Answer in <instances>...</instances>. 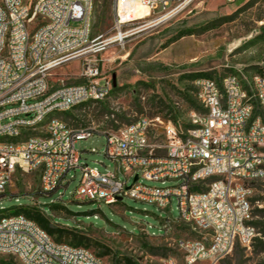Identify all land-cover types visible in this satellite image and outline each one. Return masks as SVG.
Instances as JSON below:
<instances>
[{"label":"built area","instance_id":"2783aa9c","mask_svg":"<svg viewBox=\"0 0 264 264\" xmlns=\"http://www.w3.org/2000/svg\"><path fill=\"white\" fill-rule=\"evenodd\" d=\"M186 1L111 0L110 30L93 35L94 0H0V195L18 172H38L48 196L65 190L67 175L79 170L76 202L112 205L127 197L166 210L174 198L178 219L197 234L177 242L183 264H217L235 245L250 248L258 235L251 224L253 183L264 179L263 75L193 80L202 111L190 114L193 127L185 132L167 122L161 145L149 143L158 118L96 130L69 127L57 115L104 100L112 80L101 74L102 54L122 45L139 20L172 15ZM137 7L149 14L132 17ZM71 63L78 83L52 80ZM95 133L105 137L112 172L89 167L75 147ZM0 254L21 264H103L89 249L56 243L34 221L8 212L0 213ZM159 264L178 263L164 257Z\"/></svg>","mask_w":264,"mask_h":264},{"label":"rangeland","instance_id":"374dc122","mask_svg":"<svg viewBox=\"0 0 264 264\" xmlns=\"http://www.w3.org/2000/svg\"><path fill=\"white\" fill-rule=\"evenodd\" d=\"M160 12L159 7L155 13ZM145 16L147 14H142L140 18ZM153 19L154 16H148L130 26L131 34L124 43L102 54L100 71L111 78V92L102 101L69 110L72 117L64 121L69 127L117 130L140 116L158 118L162 123L154 121L149 143L161 145L165 143L164 126L169 119L175 118L177 126L170 122L183 130L194 112L183 98L184 94L195 98L193 83L186 76L212 72L215 78L235 74L243 80L254 73H264V0H191L172 15ZM91 24L93 35L110 30L111 0H94ZM207 25L213 28L199 31ZM184 30L195 33L168 43ZM77 74V64L71 63L57 69L52 80L73 84L80 81ZM75 147L82 151L81 160L89 167L101 172L113 171L112 162L104 156L105 137L102 134L95 133L79 140ZM154 151L162 152L155 147ZM80 176L79 170L71 171L65 190L59 188L45 196L40 194L38 172H18L0 195V207L4 208L0 213H11L18 206L47 207L63 193L62 199L53 203L58 207H52L47 213L57 218L55 225L76 229L88 238V249L92 253L105 252L101 257L103 264H113L124 258L136 264H159L164 257H172L183 264L177 242L195 238L197 234L190 225L178 219L174 198L166 210L127 197L112 205L76 202L72 200V193ZM118 176L122 178L121 174ZM251 199H254L252 210L264 209V179L253 183ZM96 209L99 211L88 216L73 213ZM168 216L170 224L164 227ZM235 247L217 264H264V252L255 253L251 246ZM9 258V255L0 254L2 260ZM13 262L21 264L15 258Z\"/></svg>","mask_w":264,"mask_h":264},{"label":"trees","instance_id":"16d2710c","mask_svg":"<svg viewBox=\"0 0 264 264\" xmlns=\"http://www.w3.org/2000/svg\"><path fill=\"white\" fill-rule=\"evenodd\" d=\"M211 28H213L212 25H207V26H204L199 31L203 32V31L209 30ZM91 31H92V24H91ZM194 33L195 32L192 30H184V31L180 32L175 38L170 40L168 43H171L172 41H175L176 39H178L180 37H183L186 35H192ZM263 37H264V34H263ZM261 74L264 76V73H261ZM186 77H187V79L191 80L192 82H193V80H195L197 78H210V79H215L218 82L221 79V78H215L212 75V72L195 73V74H190ZM193 88H194V86H193ZM194 92H195V89H194ZM183 98L193 111H195V112L202 111V108H201L199 102L197 101L196 97L193 98L189 94H184ZM86 104L87 103L79 104L77 106H74L71 109L80 108ZM57 115L59 117H61L63 119V121H68L69 118L72 117V115L69 114V111L61 112V113H58ZM169 120L172 121V123L177 126V122H176L175 118H171ZM192 127H193V125L189 121V123L184 126V129L179 130V131L185 132L186 130H188ZM40 194H41V192H40ZM251 201L254 202V199H251ZM117 203H120V202H117ZM52 207H58V206H55L53 203H50L47 207L43 206L42 208H39L36 206H26V207L25 206H18L11 213L23 214L28 219L34 221L40 228H42L44 231H46V233L56 243H65V244H68V245L73 246V247H84V248L88 249V247H89L88 238H86L78 230L68 229V228H65L62 226L55 225L57 223V218L52 217L50 214L47 213V211H49ZM98 211H99V209H96L95 211L93 210V211L83 212V213H79V212H73V213L75 215L88 216V215H93L94 213H96ZM252 215H253V217H255V216L258 217L257 218L258 220H252L251 224L254 225V227L257 230V233L259 234L258 236H256L254 238V240L251 244L252 251L255 253H263L264 252V209H254V210H252ZM65 239H67L68 242H64ZM239 247H240L239 245H236L235 248L238 249ZM104 255H105V252H98L96 256L101 258ZM0 264H16V263L13 262V257L10 256V258L7 260L0 259ZM113 264H136V263L133 262L129 258H124L122 261L119 260L118 262H114Z\"/></svg>","mask_w":264,"mask_h":264},{"label":"bare ground","instance_id":"6f19581e","mask_svg":"<svg viewBox=\"0 0 264 264\" xmlns=\"http://www.w3.org/2000/svg\"><path fill=\"white\" fill-rule=\"evenodd\" d=\"M189 1L190 0H187L185 3L189 2ZM142 14L143 15H145V14L148 15L149 14L148 9L142 8V7H137L136 9H134L133 14L131 16L134 17V18H140L142 16ZM164 17H166V15L160 16V17H158L156 19L160 20V19H163Z\"/></svg>","mask_w":264,"mask_h":264},{"label":"water","instance_id":"95a60500","mask_svg":"<svg viewBox=\"0 0 264 264\" xmlns=\"http://www.w3.org/2000/svg\"><path fill=\"white\" fill-rule=\"evenodd\" d=\"M115 85V80L113 79V86ZM134 179H136V176H135V178ZM118 199H120V198H118Z\"/></svg>","mask_w":264,"mask_h":264}]
</instances>
